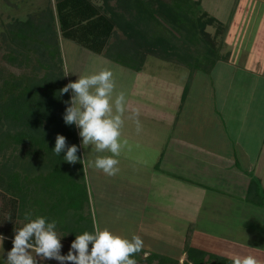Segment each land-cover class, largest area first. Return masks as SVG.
<instances>
[{"label": "crops", "instance_id": "0c3cea01", "mask_svg": "<svg viewBox=\"0 0 264 264\" xmlns=\"http://www.w3.org/2000/svg\"><path fill=\"white\" fill-rule=\"evenodd\" d=\"M200 1L216 19L210 27H215L219 58L209 73L153 55L141 70L105 57L103 64L122 68L114 93L123 91L127 98L122 131L128 146L118 159L139 176L138 206H153L149 198L155 190L157 197L170 196L167 208L150 212L155 219L167 213L172 233L183 220L179 260L187 259L185 237L193 226L194 248L228 260L234 254L253 255L264 264V204L247 198L253 180L264 196V0ZM150 57L187 69L190 83L178 70L167 68V77L152 74L146 65ZM87 64L80 61L74 80L91 74L85 68L92 62ZM136 112L140 132L128 119Z\"/></svg>", "mask_w": 264, "mask_h": 264}, {"label": "trees", "instance_id": "16d2710c", "mask_svg": "<svg viewBox=\"0 0 264 264\" xmlns=\"http://www.w3.org/2000/svg\"><path fill=\"white\" fill-rule=\"evenodd\" d=\"M122 9V11L120 10ZM216 22L200 0H56L37 15L14 18L1 32L4 58L13 66L30 69L21 74L0 67V188L10 196L9 219L3 234L15 237L13 220L45 216L71 239L94 232L92 215L84 211L86 185L76 125L65 123L70 94L64 83L61 38L104 55L113 62L141 70L148 55L209 73L219 58ZM123 34V36L121 35ZM57 135L78 146L79 161L66 162L54 153ZM83 194V195H82ZM248 200L264 204L257 180ZM28 221V220H26ZM193 226L185 237L187 259L146 249L133 258L153 264H233L232 260L191 246ZM209 259L206 260V257Z\"/></svg>", "mask_w": 264, "mask_h": 264}, {"label": "clouds", "instance_id": "9594fccd", "mask_svg": "<svg viewBox=\"0 0 264 264\" xmlns=\"http://www.w3.org/2000/svg\"><path fill=\"white\" fill-rule=\"evenodd\" d=\"M115 88L114 72L105 68L98 73L80 76L60 90L61 95L72 90V98L66 102L70 106L66 108L64 120L66 124H75L80 129L82 146H94L96 153H110L98 155L88 162L89 166L110 176L120 171L118 157L128 146L122 131L125 126L126 93L121 91L113 98ZM128 119L135 121L137 132H140L139 113H133ZM65 149L63 159L71 164L77 163L78 146L69 147L66 137L57 135L54 153L59 156ZM25 218L28 222L15 230L13 247L7 253V264H38L37 257L41 260L55 259L60 264H138L133 257L144 246L143 239L138 235L128 239L107 228H96L94 232L85 231L77 235L68 254L62 255V238L56 230L57 222L54 219L49 222L45 216L31 219L30 212L25 213ZM4 239L0 235V242ZM230 259L233 264H260L253 255L234 254Z\"/></svg>", "mask_w": 264, "mask_h": 264}, {"label": "rangeland", "instance_id": "374dc122", "mask_svg": "<svg viewBox=\"0 0 264 264\" xmlns=\"http://www.w3.org/2000/svg\"><path fill=\"white\" fill-rule=\"evenodd\" d=\"M93 1L99 5L104 3V0ZM110 3L112 5H116L118 0H110ZM55 4L56 0H0V67H3L7 72H14L16 74H21L24 71L30 72V69H22L13 66L4 58V53L7 46L3 40L1 32L14 18L24 19L28 15L35 16L47 7L55 8ZM120 10L122 11L121 8ZM209 30L211 33H214L215 27H210L209 25ZM60 40L62 54L64 57L63 70L65 71V78L62 88L68 83L78 80V78H75L74 80V75L77 67L80 66L78 65L80 61L85 62V65H88L87 63L92 62V66L90 68H85L87 72L91 71V74H93V72L98 73L100 71L96 68L105 62V56L86 50L72 40L64 38H61ZM148 61L149 62L146 65L149 70L153 71L151 72L152 74L157 72L156 74L167 77V72L169 73L167 70L168 68L172 71L178 70L180 73H182L181 80H185V77L187 78V73L184 74L187 69L182 68L183 72H181L180 69L175 65L169 64L168 62H161V60L159 61V59L154 57H150ZM99 62L102 63L99 64ZM103 65H101L102 70L108 68L114 72L116 87L118 88V81L116 78H118L117 75L123 76L122 68L117 66L118 64L115 63H106ZM70 75L73 80L69 77ZM188 79L189 78H187V80ZM190 81L191 78L189 79V83ZM68 93L70 94L71 100L73 95L72 90H69ZM114 94L115 96L118 95V93ZM115 96H113V98H115ZM76 128L82 158V164L79 166V168L81 167L83 169L84 174V178L82 179L81 183L82 185H86L84 211L87 214L92 215L95 229L100 228L102 230L107 228L113 233L128 239L138 235L144 241L143 247L148 248L150 250L149 252H159L176 258L180 257L183 252V240L182 237H179L178 226L179 223L183 222V220H177L179 222L177 223L178 225H174L176 226V231L175 233H172V231L167 228V213L165 214L166 216L163 217L164 214L161 212L163 215L160 217L162 218L155 219L152 217L154 214L150 212L151 210L155 211L153 208L156 206L163 209L167 208V198L169 199L170 196L167 195L166 197H157L154 194H157L158 190H155L154 194L149 198L151 202L154 201L153 206H149V204L138 206L139 204L137 203V199H139V196H137V194L141 193V189L139 188V176H137L135 170L130 165H128L126 168V164L121 162L119 164L120 171L116 175L110 176L100 169L89 166L88 162L90 160H94L98 155L105 154L98 153L94 155L95 151L91 145L84 148L82 146V137L79 135L80 129L77 126ZM130 149L131 146L129 147V150ZM140 181L143 182V180ZM146 193H148V191ZM143 195H145V193ZM9 198L11 197L8 195L7 197L3 195L2 189L0 188V235L5 237L4 241L0 242V264H7V253L12 249L13 240L15 238L10 236L8 237L7 235L3 234V228L5 227L6 220L9 219ZM140 207H142V209L147 208L148 210H140ZM13 222L15 224L14 228L16 229L18 226L22 228L28 221L24 219H15ZM205 228L211 232H216V229L212 227ZM251 228L252 227L249 229ZM56 230L62 238L61 243L63 247L61 249V254L67 255L71 249V244L75 239H71L68 233H64L60 229ZM199 230L204 231L203 229ZM148 254L149 253H146L145 255ZM33 255H35L34 252ZM37 260L38 264H60V262L55 259L41 260L39 257H37ZM184 260V258L180 260V263H183ZM139 264L145 263L142 262ZM153 264L160 263L155 261Z\"/></svg>", "mask_w": 264, "mask_h": 264}]
</instances>
